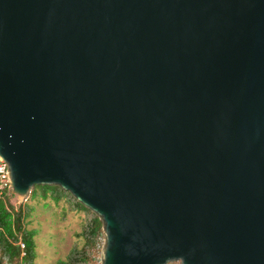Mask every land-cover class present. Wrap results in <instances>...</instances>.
I'll list each match as a JSON object with an SVG mask.
<instances>
[{"label":"water","instance_id":"1","mask_svg":"<svg viewBox=\"0 0 264 264\" xmlns=\"http://www.w3.org/2000/svg\"><path fill=\"white\" fill-rule=\"evenodd\" d=\"M0 160L102 264H264V0H0Z\"/></svg>","mask_w":264,"mask_h":264},{"label":"rangeland","instance_id":"2","mask_svg":"<svg viewBox=\"0 0 264 264\" xmlns=\"http://www.w3.org/2000/svg\"><path fill=\"white\" fill-rule=\"evenodd\" d=\"M30 195L31 193L21 201L13 196L9 204L15 212L22 209L29 213L26 229L35 232L32 264H55L66 260L73 251L86 252L85 264H102L104 236H101L95 246L89 245L85 238V231L93 216H96L91 210L81 211L73 208L67 199L55 200L51 195L44 199L39 196L30 199ZM101 231L103 234V229Z\"/></svg>","mask_w":264,"mask_h":264},{"label":"trees","instance_id":"3","mask_svg":"<svg viewBox=\"0 0 264 264\" xmlns=\"http://www.w3.org/2000/svg\"><path fill=\"white\" fill-rule=\"evenodd\" d=\"M47 195L53 196L55 200L67 199L73 208L89 212L70 193L62 191L57 186H35L31 191L30 199L38 196L44 199ZM9 201L8 196L5 200H0V264H21V262L32 264L35 232L26 229L29 213L22 209L15 212ZM101 229L102 222L97 216H93L85 231V238L89 245L95 246L100 241L103 236ZM86 262V252L73 251L66 260L57 261L55 264H85Z\"/></svg>","mask_w":264,"mask_h":264},{"label":"built area","instance_id":"4","mask_svg":"<svg viewBox=\"0 0 264 264\" xmlns=\"http://www.w3.org/2000/svg\"><path fill=\"white\" fill-rule=\"evenodd\" d=\"M7 172V165L0 160V200H5L6 196L9 198L16 196L7 180Z\"/></svg>","mask_w":264,"mask_h":264}]
</instances>
